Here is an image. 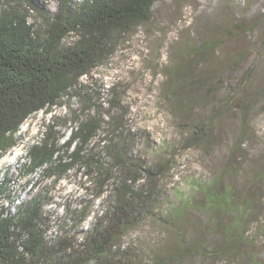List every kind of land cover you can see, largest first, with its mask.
<instances>
[{
	"label": "rangeland",
	"instance_id": "374dc122",
	"mask_svg": "<svg viewBox=\"0 0 264 264\" xmlns=\"http://www.w3.org/2000/svg\"><path fill=\"white\" fill-rule=\"evenodd\" d=\"M33 1L50 12L57 7V0ZM28 21L43 31L37 12L30 10ZM203 43L208 46L197 52ZM177 79L183 86L172 96ZM77 91L86 99L95 96L90 114L100 112L104 121L87 153L113 177H136L139 165H162L154 180L143 177L132 185L133 192L142 190L134 199L138 212L113 247L123 264H151L159 255L171 258L169 264H264V0H160L149 21L120 35L107 61L80 78ZM192 97L206 105L183 104ZM63 101L30 115L17 144L0 155V183L7 189L1 204L13 214L40 197L38 227L45 241L51 247L64 241L74 255L86 248L87 233L115 193L110 185L100 193L96 174L79 166L60 178L43 170L24 174L26 148L41 143L48 125L56 122L60 143L68 140L73 124H63L83 103L78 97ZM219 105L227 111L213 116L212 138L191 143L193 126ZM118 147L126 154L127 172L114 165L112 149ZM211 186L231 187L234 203L247 210L237 246L226 255L202 257L197 252L219 239L203 229L215 228L201 189ZM182 203L187 206L179 218L174 208ZM180 239L184 246L197 239L203 245L188 253L193 255L182 254ZM63 255L65 264L70 256Z\"/></svg>",
	"mask_w": 264,
	"mask_h": 264
},
{
	"label": "trees",
	"instance_id": "16d2710c",
	"mask_svg": "<svg viewBox=\"0 0 264 264\" xmlns=\"http://www.w3.org/2000/svg\"><path fill=\"white\" fill-rule=\"evenodd\" d=\"M3 2L5 6L0 5V155L17 144L20 126L30 115L63 105L66 96L69 99L81 98L83 108L63 124H73L68 140L60 143L62 134L57 131L56 122L48 125L41 143L26 148L29 163L24 165V174L32 175L43 170L49 176L60 178L79 166L96 174L100 193L110 185L115 196L110 208L87 233L86 248L73 255L68 244L63 246L64 241L52 247L45 241L38 227L42 206L40 197L18 205L17 210L9 214L1 204L7 189L0 183V264H63L60 260L64 257L63 252L70 256V259L64 260L65 264H89L91 261L94 264H123L113 253V247L135 218L136 200L142 196V190L133 192L132 185L143 177L154 180L162 165L147 168L139 165L136 171L141 173L136 177H113L94 159L93 154L87 153L91 140L100 132L104 121L100 112L90 114L96 107L95 96L88 95L86 99L77 87L82 76L90 75L107 61L120 35L150 20L153 8L160 0H57L54 12L33 0ZM30 10L42 18L44 29L40 33L28 21ZM227 31L224 30L222 35ZM207 46L203 43L197 52ZM175 70L180 72L181 69ZM182 86L177 79L170 95H176ZM113 98L114 95L111 100ZM197 98L184 100L183 104L206 105L204 98ZM223 107L212 106L210 112L199 119L191 130V143L212 138L213 116L216 119L219 113L227 111V107ZM111 108H114L113 105ZM118 129L115 127L112 131ZM112 155L114 165L123 167L127 172L129 163L123 147L113 148ZM201 189L206 211L215 213L212 221L215 228L205 226L203 229L210 233L214 230L219 239L211 243L212 248L207 252L202 249L197 255L203 257L208 252L226 255L237 246L247 205L234 203L233 190L229 186ZM186 206L185 203L177 205L175 215L182 218ZM221 212L234 217L218 219L217 215ZM184 242L181 239L178 242L182 254L193 253L203 245L198 239L188 246H184ZM171 260L159 255L151 264H169Z\"/></svg>",
	"mask_w": 264,
	"mask_h": 264
},
{
	"label": "bare ground",
	"instance_id": "6f19581e",
	"mask_svg": "<svg viewBox=\"0 0 264 264\" xmlns=\"http://www.w3.org/2000/svg\"><path fill=\"white\" fill-rule=\"evenodd\" d=\"M4 162H5L4 159L1 160V161H0V166H1Z\"/></svg>",
	"mask_w": 264,
	"mask_h": 264
}]
</instances>
